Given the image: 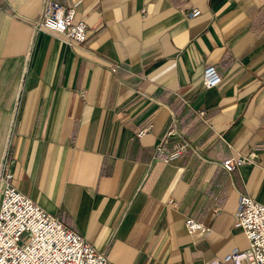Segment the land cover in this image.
Segmentation results:
<instances>
[{"label":"crops","instance_id":"crops-1","mask_svg":"<svg viewBox=\"0 0 264 264\" xmlns=\"http://www.w3.org/2000/svg\"><path fill=\"white\" fill-rule=\"evenodd\" d=\"M53 1L83 43L34 28L44 0H0V174L109 264L246 251L234 214L241 196L264 203V0Z\"/></svg>","mask_w":264,"mask_h":264},{"label":"built area","instance_id":"built-area-1","mask_svg":"<svg viewBox=\"0 0 264 264\" xmlns=\"http://www.w3.org/2000/svg\"><path fill=\"white\" fill-rule=\"evenodd\" d=\"M198 15L199 11H195L190 16ZM34 28L54 33L68 45L81 44L86 39L87 25L84 21H75V10L53 0H44ZM111 71L116 72L117 67ZM201 82L205 89H212L220 85L221 77L215 67L208 66ZM198 114L203 116L204 112ZM174 130L172 125L168 135ZM184 149V144L175 146L165 155L164 162L176 159ZM252 156L226 159L220 167L231 172L249 163ZM11 179L10 172L0 174V264H109L104 254L12 187ZM234 222L248 241L247 250L234 251L223 260L211 259L205 264H241L242 261L264 264V203L241 196ZM184 227L190 236L204 237L210 233L209 228L194 219H186Z\"/></svg>","mask_w":264,"mask_h":264},{"label":"rangeland","instance_id":"rangeland-1","mask_svg":"<svg viewBox=\"0 0 264 264\" xmlns=\"http://www.w3.org/2000/svg\"><path fill=\"white\" fill-rule=\"evenodd\" d=\"M241 264H246V262L245 261H242V263Z\"/></svg>","mask_w":264,"mask_h":264}]
</instances>
